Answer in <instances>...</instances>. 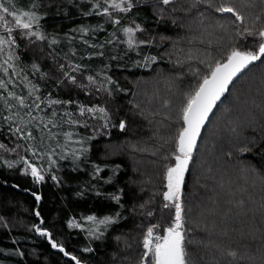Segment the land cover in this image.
Returning <instances> with one entry per match:
<instances>
[{
    "label": "trees",
    "instance_id": "16d2710c",
    "mask_svg": "<svg viewBox=\"0 0 264 264\" xmlns=\"http://www.w3.org/2000/svg\"><path fill=\"white\" fill-rule=\"evenodd\" d=\"M131 2V11L122 13L111 9L106 0H0L10 12L28 11L38 17L30 30H24L0 9V16L13 27L10 36L0 22V37L14 39L0 52V83L4 84L0 144L5 145L0 148V264H76V260L80 264H146L142 257L147 228L159 225L154 233L163 235L174 223V209L164 207L169 202L163 194L167 168L175 164L176 142L184 126L182 109L203 77L226 61L233 49L258 47L254 37L264 29V0H210L211 7L208 0L199 4L174 0L169 5L162 0ZM97 3L99 8L94 7ZM222 4L234 7L244 22L217 12ZM105 8L110 17L103 14ZM116 19L120 24L113 22ZM137 24L142 31L135 39L144 43L130 47L122 28L135 29ZM29 31L45 39L30 36ZM76 65L80 67L73 71ZM65 73L76 82H70ZM88 76L96 83H89ZM262 84L264 57L233 84L192 151L180 201L186 264H204L201 255L217 261L212 264H250L239 257L264 253V213L241 217L236 210L232 217L238 218V226L225 234V192L217 194L219 198L195 191L202 167L214 150L213 164L235 169L231 178L236 188L230 191H243L240 199L246 210L250 203L245 196L264 199ZM151 87L161 95L160 101L149 100ZM16 97L26 106L21 107ZM51 100L62 103L50 105ZM241 100L253 106L241 111ZM146 103L152 119L142 106ZM82 106L103 107L108 116L93 118L100 114L87 112L81 116ZM228 122L239 137L223 132ZM17 127L20 133L15 132ZM29 131L32 139L26 136ZM240 139L247 141L240 143ZM29 164L43 180L31 175ZM97 167L102 169L98 174ZM248 170L260 182L251 180ZM242 174L248 178L244 182ZM213 198L221 210L215 208ZM89 216L96 217V222L89 221ZM105 218L112 222L98 223ZM203 223L211 224L209 230L215 229L214 224L215 231L204 232ZM41 231L49 235L42 236ZM204 242L218 248L203 250ZM53 243L58 247L53 248Z\"/></svg>",
    "mask_w": 264,
    "mask_h": 264
},
{
    "label": "snow or ice",
    "instance_id": "6c2138e0",
    "mask_svg": "<svg viewBox=\"0 0 264 264\" xmlns=\"http://www.w3.org/2000/svg\"><path fill=\"white\" fill-rule=\"evenodd\" d=\"M109 7L115 11L128 12L131 11L133 4L131 0H106ZM174 0H162L164 5L172 4ZM205 2V0H195L196 4ZM209 7H211L210 0H208ZM94 7L99 8V3L95 4ZM0 9L3 12L13 17L14 23L18 28L24 30H30L32 28L33 21L38 20V17L31 12L25 11L21 14L13 13L9 11L8 7L0 4ZM220 13H230L235 17L237 21L241 23L244 22L243 16H241L237 10L230 4H222L215 9ZM90 14V13H89ZM104 15L110 17L108 8L103 10ZM0 22H4L6 31L11 36L13 32V27L8 25L3 16H0ZM115 24H120V20L116 19L113 21ZM83 31V29L81 30ZM124 34L128 37L127 43L130 47L135 46L137 43H144L143 41L137 42L135 39L136 33L142 31L139 24L132 27L122 28ZM248 36H253L250 29H245ZM30 36H36L37 39H45V37L34 31H29L27 33ZM53 44L56 41L53 39L51 41ZM254 42H258V47L254 50L240 51L233 49L231 54L227 57L225 63H217L215 67L211 70L209 75L203 77V82L198 86L195 93L188 97L186 106L182 109L183 112V124L184 126L179 132L177 142H176V153L174 155L175 164L174 166L167 168L166 180H167V191L163 194L164 200L168 201L164 205L165 208L172 207L174 209V223L164 230L163 235L155 234L154 230L159 227V225H152L147 228L146 234L143 240V247L145 249L144 255L142 257L146 264H186V252H185V233H184V222H183V212L184 208L181 201V188L184 183V174L188 169V163L191 160L192 151L196 147V139L200 135V129L204 126L205 121L208 119L209 114L212 109L216 106V102L224 95L225 92L229 90V84H232L235 77H237L244 69L255 61L261 60L264 57V29L258 31V34L254 37ZM14 43V39L6 40L4 37H0V52L4 51V46ZM155 62V57L151 58ZM63 67V66H61ZM79 65L73 67V71L79 69ZM36 71H39L37 65H33ZM7 70L5 69V72ZM65 76L70 80V82L75 83V77H69L67 73ZM88 81L91 84H95L96 81L92 76H88ZM108 83H113L108 79ZM4 84L0 83V88H3ZM9 95H13L9 93ZM19 101L21 107H25V102L23 99L16 97ZM40 98L37 97V100ZM51 104L62 103L59 100L48 101ZM39 108V104L35 105ZM85 112L89 114L99 113V117L93 116V118L104 119L108 116L107 111L103 107H88L80 108V115L83 116ZM5 119H11V117H6ZM70 123H76V121H70ZM106 126V125H105ZM119 127L121 130L125 128L123 121L120 122ZM21 128L17 127L15 129L16 133H20ZM28 139H32L31 131L26 134ZM24 138V137H21ZM94 138V137H93ZM5 145L0 144V148H4ZM86 151V149H84ZM27 163V161H25ZM31 169V175L36 178L37 181L43 180L44 177L40 174L36 167L31 164L28 165ZM102 171L101 168L97 167V174ZM37 200L40 199L39 196L36 197ZM119 199V197H116ZM89 221L96 222V217H87ZM110 218H105L104 220L98 221L99 224L111 223ZM39 231V229H37ZM42 236H48L47 232L41 231ZM53 248L58 247L57 244H52ZM59 250L64 252V248L60 247ZM65 255L68 253L65 252ZM149 256L152 259L149 261ZM76 260V257H71ZM76 264H80L79 260H76Z\"/></svg>",
    "mask_w": 264,
    "mask_h": 264
},
{
    "label": "rangeland",
    "instance_id": "374dc122",
    "mask_svg": "<svg viewBox=\"0 0 264 264\" xmlns=\"http://www.w3.org/2000/svg\"><path fill=\"white\" fill-rule=\"evenodd\" d=\"M190 29H192L191 32H194V30H195V28H190ZM206 29H208V28H206ZM206 29H203V31H205ZM199 31H200V28H199ZM262 86H264V85L262 84ZM168 88H170V87L168 86ZM147 91L151 93V95L149 97V100H152V99L155 98V99H157L156 101H160L159 99H161V97H160L161 95L160 94H156L153 91L152 87L149 88ZM144 99H145V97H144ZM142 106L144 108H146V110H147V111L145 110L147 112L146 116H148L149 119H152L154 117V115L149 110V109H151L149 104L146 103V104H144ZM248 106L251 108L253 106V103L250 104L249 101L241 100V103L239 105V109L241 111H244V109L247 108ZM138 113L141 115V112H138ZM150 122H151V120H150ZM152 123H154V122H152ZM243 127L244 126L242 125V128ZM223 132L225 134L233 133V131L231 129V123L230 122L225 124V128L223 129ZM233 134L236 137H239L238 133L234 132ZM245 141H247V140L240 139V143L245 142ZM211 148L213 149L212 146H211ZM137 152H139V148H138ZM211 152L213 154L214 150L211 151ZM212 154L209 155V159L205 162V164L202 167L203 170H201V175H200L199 181L197 182V184L195 186V191H196V189H199V190H201V191H203L205 193H209L210 195L213 194L214 196L216 195L218 197H219V195H217V194L222 195V192L223 193L225 192L226 195L228 194V196L225 195V197H224V199L226 200V204H224L223 208H222V209L227 208L226 213L224 214V220H223V224L224 225L227 224L225 226V228H224V229H226L225 230V234H226V232L229 231V230H235L234 229L235 225L238 226V224H237L238 223L237 222L238 218L232 217V215L236 212V210L238 212H241V214H243L241 217L250 216V215H252L254 213H259V214H260V212L264 213V199H259V201H255V200L251 199V197L245 196L246 200H247V203H250L248 210H246L245 209L246 207L241 205V199H240V194H243V191H241L238 188L236 189L235 193L230 191V188H232L234 186L236 188L235 179L231 178L232 175H233V171L235 169H233L232 166L231 167L230 166L225 167L226 165H223L221 163L220 164L219 163H217V164L214 163L213 164L212 161H213L214 157L212 156ZM217 166H219L218 169H217ZM249 172L250 171L248 170L247 174H249L248 177L251 180L255 181V179H256L258 182H260V179H259V177L256 174L252 175ZM242 176L244 177L245 175L242 174L241 177ZM245 179H248V178L244 177L241 180L244 182ZM207 182L210 183V184L212 183L214 185L213 186H209L207 184ZM250 200H251V202H250ZM213 202H214V204H216V200L214 198H213ZM215 208H219V210H221L219 205H217V204L215 205ZM209 226L211 227V224L204 225V223H203L204 232H208L209 233L211 231L212 232L215 231L216 227H215L214 224H212V227L215 228L213 230H212V228L209 230ZM250 237H252V236H250ZM252 238H254V237H252ZM204 243L205 244L202 247L203 250H210V249H217L218 248L215 244H211L210 242H207V243L204 242ZM220 255L222 256V258L225 257L223 254H220ZM229 255H231V254L229 253ZM243 255H245V256H241V257H239V259L245 257L246 259L250 260V264H256L258 260H259V264H264V253L262 254V252L261 253L260 252L257 253V255H256L257 259H256L255 256H252L251 253H249V252L244 253ZM200 259L202 260V262L204 264H212L213 262H217V261H214L215 259H212L210 257L208 258L207 256H202V255H201Z\"/></svg>",
    "mask_w": 264,
    "mask_h": 264
},
{
    "label": "water",
    "instance_id": "95a60500",
    "mask_svg": "<svg viewBox=\"0 0 264 264\" xmlns=\"http://www.w3.org/2000/svg\"><path fill=\"white\" fill-rule=\"evenodd\" d=\"M226 61H227V60H226ZM226 61H224L223 63H225ZM254 63H255V62H254ZM254 63L250 64V65L248 66V68L244 69L243 72H241L237 77L234 78L232 84H229V86H228L229 90H228L227 92L224 93V95L220 98L219 101L216 102V106L212 109L211 113H210L209 116H208V119H207V120L205 121V123H204V126L200 129V135H199V136L197 137V139H196V146H197V144H198V142H199V140H200V138H201V136H202V133H203V131H204V129H205V127H206V125H207L209 119H210L211 116L213 115L214 111L216 110V108L218 107V105L220 104V102L226 97V95H227L228 92L230 91V89H231V87L233 86V84H234V83H235V82H236V81L242 76V74H243L244 72H246V71H247V70H248V69H249ZM191 159H192V156H191ZM190 162H191V160H190L189 163H188V167H189Z\"/></svg>",
    "mask_w": 264,
    "mask_h": 264
}]
</instances>
